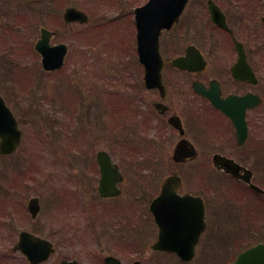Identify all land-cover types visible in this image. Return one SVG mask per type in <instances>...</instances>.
I'll return each instance as SVG.
<instances>
[{
	"label": "flooded vegetation",
	"instance_id": "obj_1",
	"mask_svg": "<svg viewBox=\"0 0 264 264\" xmlns=\"http://www.w3.org/2000/svg\"><path fill=\"white\" fill-rule=\"evenodd\" d=\"M146 1L108 0V9L95 14V0H0V36L11 58L6 65L13 62L11 37L15 32L38 35L34 44L28 45L36 53L34 45L46 30L49 46L65 44L66 54L58 69L41 70L45 75L60 76L59 95L66 86L75 100L79 96L75 106L73 102L69 107L63 102L57 106L69 116L68 125L58 122L57 128L70 131V136L65 138L60 133L63 138L59 137L58 143L66 153L64 159H58L63 171L58 173L55 185L43 189L48 195L42 193V215L51 221L44 220L42 233L49 228L48 235L59 250L72 249L82 241L79 252L68 255L66 251L59 262L73 259L80 264V256L85 255L91 264H105L106 256L114 257L118 264H229L244 249L264 244V213L242 198L244 191L249 195L254 191L234 178L237 189L233 203H209L205 183L199 180L197 187H187L191 172L173 170L163 175L162 163L168 161L177 167L201 165L209 159L212 163L215 155L223 156L250 171L251 182L261 188L264 133L259 134L257 127L264 130V0H187L177 21L160 33L161 86L151 87L145 84L143 65L138 59L134 20L136 9ZM19 6L21 14L16 15ZM68 9L81 11L87 21H66ZM120 21L128 23L133 57L123 53L119 39L109 45L107 50L114 49L120 55L117 70L123 74L111 75L108 64L103 82L98 87H94L96 82L91 83L92 101L84 100L79 83L89 84L84 79L79 83L74 80V67L67 65L69 44L61 41V31L74 36L80 28L84 33L104 27L118 38L120 30L124 31ZM36 55L40 65V56ZM8 90H0V114L4 115L15 110V94ZM76 91L79 94H74ZM228 115H232L233 122ZM240 115L245 126L243 135L241 126H236ZM99 131L106 132L107 139L100 138L96 134ZM100 139L111 146L94 151ZM181 144L184 149L180 154L192 157L174 158ZM17 152L0 154L2 181L14 176L12 161L28 158V154L19 156ZM98 152H106L113 164V177H107L110 189L100 188ZM3 164L7 167H1ZM258 170L259 182L255 180ZM216 172L228 176L221 170ZM168 177L174 178L169 191L175 192L177 198L190 195L199 202L187 205L174 198L171 208L156 204L152 209L151 204ZM5 204L6 197L0 194V206ZM159 208L166 210L156 213ZM156 217L164 223L163 230ZM230 224L238 234L240 231L242 248L226 261L227 246L224 253L218 254L213 246L216 260L210 263L206 257L207 242L218 247L217 241L222 242L218 227ZM253 225L259 228L246 231ZM80 228L85 229L95 247L85 246ZM159 240L171 243L177 250H156Z\"/></svg>",
	"mask_w": 264,
	"mask_h": 264
},
{
	"label": "rangeland",
	"instance_id": "obj_2",
	"mask_svg": "<svg viewBox=\"0 0 264 264\" xmlns=\"http://www.w3.org/2000/svg\"><path fill=\"white\" fill-rule=\"evenodd\" d=\"M95 3L98 4L94 6L95 9L93 12L95 14H97V12L103 14V12L108 9V0H95ZM18 8L19 9H16V15L21 14V7L19 6ZM95 21H97L96 18ZM99 21L100 23H104V20L102 19H99ZM119 24L124 27V31L120 30V36L118 35V38H116V36L112 33L109 34L107 29L104 27L95 29L93 32L84 31V33L81 31L82 28H80V30L77 29L75 31L74 36H72L70 33H67L66 30L61 31V41L69 44L70 51L67 57V65L68 67L69 65L74 67V80L79 83L84 79V81L89 84L87 86L84 83H79L84 100L88 99L90 102L92 101L93 98L91 96L93 91L91 83L96 82L94 87H98L100 82H103L102 79H104V73L107 72L105 68L108 66V64H110L111 67V75H114V73L117 76L123 74L117 70L120 66V55L118 54L117 56V54H115L116 50L114 49L113 51H110L109 49L107 50L109 45H114V41L119 39L118 44L121 45L122 43V48H124L123 53H125L127 56L130 55V57H133L128 23L127 21H120ZM71 32L73 33L74 30ZM37 37L38 35L35 33L19 34L15 32L11 37L13 42V51L11 53L13 62L10 64V66H8L6 65V61H10L11 58L7 56V51H5L4 46L5 42L0 36V90L3 89L4 91H7V89H9V92L15 94L14 116L18 122L19 128L22 130V149H26L24 154L29 155V162L27 163L26 161L21 160V158L12 161V167H15L16 172H20L22 175H20V178H24V181L20 179L19 184H21L22 191H20L21 193L18 195L17 199H15V202L17 200H21L20 207H18L19 203H15L11 199H9L7 204L0 206V264H27L25 259L19 253H13L12 251V247L16 242L17 233L21 230H33L34 232H40L42 225L45 226L44 220H47L48 217L44 219L45 215H42V212H40V214L37 216L38 218H36L37 220L32 221L27 214L25 206L29 198L36 196L40 200L42 210L41 203L42 193H45L43 192L44 187L48 189L49 185H55L58 173L63 171V167L61 165L62 163L59 164L58 159H64L66 153L64 152L63 148L59 146L60 144L57 143L56 140L57 137H60V133L62 136H65V138H68L70 136V131L64 132L62 128H57L56 125L58 122H63L65 125H68L69 116L68 112H65V110L64 112L57 110V106H61L62 102L65 105H68V107L71 106L73 102L75 106L77 98L79 97L77 95L75 100L73 94L66 92H72L70 88L65 89L66 86L62 88L61 95H58L60 94L61 89L59 82L60 76L57 74L45 75L40 68L36 53L33 51L32 47L30 49L28 48L30 43L32 45L34 44L33 41ZM125 42L126 46L124 44ZM33 63H36V65ZM3 64L5 66H3ZM5 67H7L9 70L7 71V68L5 69ZM61 73H65V76L70 77V74H67L68 72L63 71ZM78 73H81V75H78ZM68 79L70 80V78ZM90 79H92V81H90ZM2 86L4 88H2ZM74 94H79V91L74 92ZM60 118H63L64 120H60ZM50 123L52 124L50 125ZM257 131L260 132L259 134L264 133L263 128L259 126L257 127ZM96 134L103 139H107L108 137L106 132L103 131H99V134ZM61 138L63 137H60V139ZM112 140L113 138L109 135V141ZM108 144L104 141H101L100 139L95 143L96 146L94 147V151H96L98 148L108 149V147L111 146L110 143ZM55 146H57V151L55 150ZM17 155L20 156L21 151ZM209 161L210 159L206 164L199 165L195 163L179 167L173 166L171 163L166 161L162 163L165 167L162 174L165 175L166 173H169L173 170L178 172L183 171V173L191 172L188 173L191 175V177L186 180L187 187H197V182L200 180L201 183H205L206 194L208 195L209 203L229 204L228 202L224 201L220 195L221 192L227 193L225 190L228 191L229 188L231 187L232 189L233 186H231V183L228 181L229 179H224L215 171L211 161ZM4 166L7 167L6 164H3L1 167ZM260 168L262 167L260 166ZM43 169L45 170L44 172H42ZM193 174H196V176ZM0 175H2L1 169ZM259 175L260 170L257 171L255 179L258 182ZM25 182L29 184H26ZM42 182L46 184H43L42 186ZM259 186L264 189L263 180L260 181ZM0 189H2L1 182ZM242 198L248 205L251 204L254 207H257V210H260L262 213H264V196L256 197L255 195L252 196L251 194H246V197ZM13 203L15 207H13ZM240 205H243V201L240 203ZM256 215L257 213L253 216L254 220ZM50 221V219L47 220V222ZM251 222L252 220H249V223ZM253 226L246 231L253 230L255 227L259 228L258 225ZM52 227L55 229L54 225ZM53 229H51V231H53ZM218 230L222 240V242L217 241L216 244H218V247L214 243L208 244L207 242L206 257L210 263H214L216 260V255L214 253H224V248L226 246L227 251L225 260L227 261L229 259V255L234 254V252L238 248H242V244H244L240 239V231L238 234L233 224H230L229 226L225 225L223 227L219 226ZM43 232L44 235L47 236L50 230L49 228H45ZM78 232L83 236V239H85V246L87 245L89 248L95 247V245L89 240V236L85 229L83 230L80 228ZM242 235L244 234L242 233ZM255 235H257V233ZM255 235L252 234V237L257 238ZM81 242L82 241L76 244L78 247L73 245V248L69 250H59V248L56 246V252L45 264H58L59 260L61 259V255L66 254V251H69L68 255L74 253L75 251L79 252L81 250ZM213 246L215 251L214 253L211 250ZM244 246H246V244ZM211 256H213V259H210ZM80 264H91L88 256L81 255Z\"/></svg>",
	"mask_w": 264,
	"mask_h": 264
},
{
	"label": "water",
	"instance_id": "obj_3",
	"mask_svg": "<svg viewBox=\"0 0 264 264\" xmlns=\"http://www.w3.org/2000/svg\"><path fill=\"white\" fill-rule=\"evenodd\" d=\"M186 0H149L148 3L139 10L137 14L139 27V48L138 53L144 62L146 70V86H154L159 82L161 60L158 53V34L161 28H169L170 25L177 19ZM74 11H69L68 16ZM74 13H77L76 11ZM77 18L83 21L85 18L81 13ZM76 15V14H75ZM35 49L43 57L42 65L45 69H57L62 64V58L65 50L64 46L49 47L48 35H41V39L37 42ZM9 135V137L7 136ZM0 143L1 152H10L20 141V132L17 130L14 118L9 115L8 119L4 121L0 115ZM180 148V147H179ZM179 148L176 150L175 158L178 157ZM100 157L98 162L101 163ZM214 163L218 166L226 167L225 159L215 157ZM231 171V169H227ZM31 215L34 217L37 212L32 200L28 207ZM15 250H20L30 264H40L46 261L51 252H53L52 245L41 238L33 236L27 232H22L19 235L18 243L14 247ZM68 264V263H65ZM234 264H264V247L258 245L244 253H242Z\"/></svg>",
	"mask_w": 264,
	"mask_h": 264
}]
</instances>
